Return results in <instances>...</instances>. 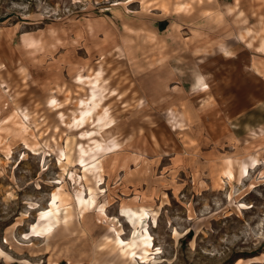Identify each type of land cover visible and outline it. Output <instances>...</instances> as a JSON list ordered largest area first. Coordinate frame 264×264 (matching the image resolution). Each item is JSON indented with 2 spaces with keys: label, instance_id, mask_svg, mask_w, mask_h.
Here are the masks:
<instances>
[{
  "label": "rangeland",
  "instance_id": "obj_1",
  "mask_svg": "<svg viewBox=\"0 0 264 264\" xmlns=\"http://www.w3.org/2000/svg\"><path fill=\"white\" fill-rule=\"evenodd\" d=\"M261 42L264 0H0V264H264Z\"/></svg>",
  "mask_w": 264,
  "mask_h": 264
},
{
  "label": "bare ground",
  "instance_id": "obj_2",
  "mask_svg": "<svg viewBox=\"0 0 264 264\" xmlns=\"http://www.w3.org/2000/svg\"><path fill=\"white\" fill-rule=\"evenodd\" d=\"M240 38H244L243 34H239ZM23 42L26 43L27 46H30L34 43V40L32 38H25ZM260 50H264V42L260 43ZM100 76V74H98ZM205 77L203 75H199L195 78L192 88H191V95L198 94V93H205L208 90V84L205 82ZM54 101H51L53 103ZM90 113V110L84 109L78 118H76V122L81 125L83 123L85 116ZM104 114L100 115L98 117V121L103 120ZM112 123V121H108L107 124ZM100 145L97 144L96 148H98ZM81 154H84V151L81 152ZM83 156L80 155V158ZM256 160L252 159L251 163H255ZM247 164H241L239 167V174L244 175L247 173ZM225 174L228 176V178L233 177V170L229 166L225 172ZM59 199V194L54 193L51 197V205L40 212L38 215L37 222L32 226L31 228V234L33 238L37 239H49L55 232L59 224V218H58V206L56 205L57 201ZM61 202L63 203V200L61 199ZM93 204V198L90 197L89 199L84 200L82 197H78L77 201V209L79 210L80 215H83L85 212H87L90 205ZM122 212H126L125 214L129 219H137V225L133 227V230L131 231V234L127 241L123 240L119 234L116 237H113V239L108 238V240H111L114 242L115 247L122 249L121 253L124 257L127 259H135V251L136 247L139 246L142 248L143 252L148 253L152 251L155 253V255L160 254V249H156V246L154 245V238L151 235L150 231L146 227L145 223L147 220L148 212L145 209H137V210H130L125 211L122 210ZM131 214V215H130ZM133 221V220H132ZM0 258L5 259L8 263L15 262L14 258L10 256L8 253L3 251V249L0 248ZM143 260L147 259V256H144L142 258ZM24 264H31L29 261H24ZM73 264H81L79 262L73 263ZM244 264H253L252 260L247 261Z\"/></svg>",
  "mask_w": 264,
  "mask_h": 264
}]
</instances>
